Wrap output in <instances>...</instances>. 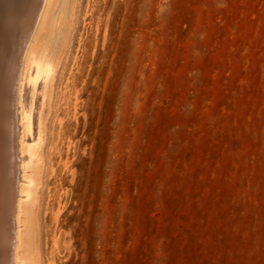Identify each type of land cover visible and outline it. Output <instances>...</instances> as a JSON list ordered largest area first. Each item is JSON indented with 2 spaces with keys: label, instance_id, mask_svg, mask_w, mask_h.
Wrapping results in <instances>:
<instances>
[{
  "label": "rangeland",
  "instance_id": "obj_1",
  "mask_svg": "<svg viewBox=\"0 0 264 264\" xmlns=\"http://www.w3.org/2000/svg\"><path fill=\"white\" fill-rule=\"evenodd\" d=\"M47 15L35 264H264V0Z\"/></svg>",
  "mask_w": 264,
  "mask_h": 264
},
{
  "label": "bare ground",
  "instance_id": "obj_2",
  "mask_svg": "<svg viewBox=\"0 0 264 264\" xmlns=\"http://www.w3.org/2000/svg\"><path fill=\"white\" fill-rule=\"evenodd\" d=\"M49 5L50 0H0V264H35L28 232L35 213L22 197L39 181L41 158L27 142L37 116L36 89L45 92L57 65L42 45L53 23Z\"/></svg>",
  "mask_w": 264,
  "mask_h": 264
}]
</instances>
